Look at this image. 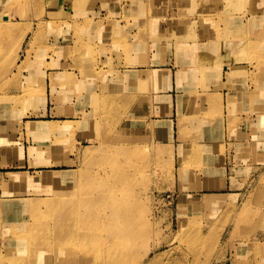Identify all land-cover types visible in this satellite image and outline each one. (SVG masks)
Wrapping results in <instances>:
<instances>
[{"label": "rangeland", "instance_id": "374dc122", "mask_svg": "<svg viewBox=\"0 0 264 264\" xmlns=\"http://www.w3.org/2000/svg\"><path fill=\"white\" fill-rule=\"evenodd\" d=\"M184 43H197L201 60L216 65L223 86L210 88L232 95L227 104L214 98L224 132L213 137L230 145L212 149L208 178L180 177L207 172L180 161L179 149L192 148L176 124V99L186 93L177 75L191 65ZM213 43L217 58L207 51ZM235 62L249 67L236 68L229 87ZM133 67L145 79L134 91ZM149 68L167 72L168 85L150 91L146 111L135 113L133 95L147 88ZM261 76L264 0H0V152L12 165L4 172L66 179L0 184V264H27L24 252L36 264H58L61 245L81 253L95 247L104 264H264ZM160 97L171 111H157ZM73 103L78 112L69 110ZM29 121L54 123L33 136ZM159 121L171 135L152 132ZM84 122L91 131L73 129ZM57 129L66 132L45 131ZM17 156L27 164H15ZM51 157L59 163L47 166ZM71 209L79 234L59 243L50 214Z\"/></svg>", "mask_w": 264, "mask_h": 264}, {"label": "crops", "instance_id": "0c3cea01", "mask_svg": "<svg viewBox=\"0 0 264 264\" xmlns=\"http://www.w3.org/2000/svg\"><path fill=\"white\" fill-rule=\"evenodd\" d=\"M185 32V31H184ZM187 33V32H186ZM132 42H135L134 39H132ZM184 42V41H183ZM185 45H188L187 48H191V49H196L197 47V43L196 44H187L184 43ZM183 45V46H185ZM214 43L212 44V46L210 45L207 48V51H209L211 54L212 52L210 51L211 48H213ZM133 48H135L133 46ZM198 49V48H197ZM192 50H188L185 51L184 56L187 58L189 57L190 59H187L186 63H189L191 65H189V67L187 68H183L181 69V71L178 73L177 75V81L178 84H182L183 86V90L186 91V95L182 94V97H179L176 99V111H177V119H176V124H177V132H178V136H181L180 142L184 145V143L187 144H191L192 148H190V150L188 151L186 148H180L179 149V153L181 154V159L180 161L183 163V167L187 164V162L189 163L190 167H192L194 164H196L197 166H199L200 168L205 169V173L203 174H199L196 176H193L189 173H180V177H204V178H208V177H213L212 175V169H215L214 166L208 164V161L210 160H215L212 158V149L216 146H224L227 148L230 143L228 140V137H224L223 136V140L218 141V139L215 140V137H213V132H221V130L223 131V128H221L220 122L218 121V118L213 117L214 114L212 110L216 109L217 106L215 105L217 103V100L214 98L217 97H221L223 98V104H227V101L225 100V98H229L231 95V92L228 90H213L212 88H210L212 85L214 86H223V83H221L220 78H219V73L213 71L212 69L214 67H216L215 64H212L211 67H208V63L206 60L205 61V70L203 73H199L194 71V67L196 64V59L193 57L191 58ZM231 52V51H229ZM210 53L208 54V56H211ZM213 57H215L214 53L212 54ZM217 58V57H215ZM184 62V61H183ZM231 72L229 73L230 78L229 81L235 79V74L233 73V71L236 68H245L246 69L249 66H246L245 63H234L233 65H231ZM233 70V71H232ZM145 71V70H144ZM148 71V75L149 76V81L147 82V88L143 90V93L141 95H137V91L136 93L133 95V100H132V110L135 106V113H144L146 111L145 108H147L148 106V98L150 97V91L152 90H156L159 87H163L165 88V86L167 87L168 85V73L164 72V70L162 69H147ZM132 75L131 76H127L130 77L132 80L135 76V83L134 81H132V88L133 91L135 90V86L136 84H139V87L141 86V84H144L143 81H145V79H143L142 77L140 78V75L136 74L138 72L135 73V67L132 68L131 70ZM262 79H264V77H260V82L262 84ZM230 83V84H229ZM228 83L229 87H235L234 83L232 81H230ZM172 86V85H171ZM262 86V85H261ZM231 90V89H230ZM236 89H232L231 91L234 92ZM243 91V90H241ZM251 93V90L249 91ZM253 92V91H252ZM84 95L86 96L87 93L85 91ZM138 97H141L140 99H143L142 101V105L139 106L138 103L140 102V99H138ZM198 97H203L206 98L205 100L202 101V104L200 106H198L199 101H197ZM218 99V98H217ZM200 104V103H199ZM155 106L157 108L158 112H167L168 110L171 111V103H169V101L166 98L160 97L158 99H156L155 101ZM52 112H55V107H51ZM55 110V111H54ZM69 110L73 113L78 112L79 109L76 107V103H73V106H69ZM49 111V110H48ZM225 119V118H224ZM141 122H147L146 120H139ZM138 120L135 119V122H139ZM215 121L217 123H215ZM51 122V121H50ZM66 122H70L73 123L72 120L66 121ZM75 122H78L75 120ZM54 123V122H53ZM57 123V122H55ZM65 123V122H63ZM191 123V126L189 125ZM224 123V120H223ZM225 124V123H224ZM71 127H73L72 125H70ZM225 126V125H224ZM170 125L168 126L167 123H164L163 121H159V122H155L152 126H150V129L152 130V132L154 131L156 133L157 136L159 137H165V136H169L172 134ZM73 129L76 131L77 130H81L83 129L84 131H91V125L84 122L83 125L81 126V123L78 124H74ZM90 129V130H89ZM70 127L68 132H70ZM66 131L63 132H57L55 134H53V136H61V133H64ZM136 132H139L135 129V134ZM224 132V131H223ZM149 135V133H147ZM190 135V138H189ZM219 135V134H218ZM225 135V134H224ZM92 136V135H90ZM184 138H186L185 140H183ZM223 141V142H222ZM227 150V149H226ZM16 153L18 152V155H20L22 153V149H16L15 150ZM29 151V150H28ZM228 152V150H227ZM29 155V152H27ZM228 155V153H227ZM186 156V157H185ZM23 157V156H22ZM20 158V156H17L18 160H14L15 164H19L21 166H25L27 164V160L23 157ZM29 157L31 158L32 161V157L29 155ZM6 160V161H5ZM225 161L227 160L224 159ZM10 161V159L4 158L3 157V153L0 152V184H4L6 186H8L9 188L12 187H19V182L15 181L12 182L11 180V176L14 174H21L24 175L26 178H28L30 180L31 176H28L26 172L24 171H13V172H4V170L6 169V166H9V168H12L11 164H6ZM45 162H50V163H59L57 161V159H55L54 157H51L47 160H45ZM33 162H31L32 164ZM185 163V164H184ZM37 164L33 163V166H36ZM57 164H53V165H47V166H54ZM43 166V165H42ZM21 169V168H20ZM53 172V170L48 169V170H43L42 172ZM55 171V170H54ZM9 175V177L7 176ZM219 177H222L220 175H218ZM16 183H18L19 185H17ZM17 187V188H18ZM20 189V188H19Z\"/></svg>", "mask_w": 264, "mask_h": 264}, {"label": "bare ground", "instance_id": "6f19581e", "mask_svg": "<svg viewBox=\"0 0 264 264\" xmlns=\"http://www.w3.org/2000/svg\"><path fill=\"white\" fill-rule=\"evenodd\" d=\"M184 51H188V50H192L191 53L193 56H191V58H195L196 59V64L194 67V71L199 72V73H203L205 70V63L201 60L200 56H201V51L197 50V49H191V48H187L185 46H182ZM238 69H235L233 71V73L238 72ZM228 77L230 78V75H228ZM263 91H264V86H263ZM29 124L26 127V131L28 135H33L36 136L38 133H42L43 129L39 128V127H43L46 125H50V121H46V122H36V121H29ZM66 123V122H65ZM68 123V122H67ZM43 126H38V125H42ZM48 133H57V132H63L61 130H45ZM29 155L31 157H34L35 154V150L33 148L29 149ZM47 165H53V164H58V163H46ZM33 165V163L31 164ZM54 171V170H53ZM56 171V170H55ZM44 173H48L46 171H44ZM11 180L12 182L18 181V182H24L26 183L28 186H40L41 184H46V183H60V182H64L66 179L63 178L62 176H53V175H40L37 179H28L26 178L24 175L21 174H14L11 176ZM186 185L191 186V183H186ZM75 211L76 210H68L66 212H52L50 214V219H52L53 224L56 228V230L54 228L51 229V234L57 236L56 240L59 243H64L65 241H67L70 238H75V236H78L77 234H79V227L74 226V224L71 222L72 219L75 218ZM115 218L118 219L119 217V213H116ZM28 232V231H27ZM46 234V233H45ZM44 234V235H45ZM35 245L37 241L32 242ZM31 243V245L33 246V244ZM42 244L43 247H50L49 243L44 241L42 239V241H40V245ZM58 244V243H57ZM57 249V247H56ZM59 250V262L58 264H104L103 261L100 260L99 258V254L96 251V248L93 247V249L90 248H85L82 251V253L80 251L77 252L76 248H73L72 246H65V245H61V248L58 249ZM114 249L111 248L110 251H113ZM22 258L25 259V262L27 264H36V262L33 261L31 255L28 252H24V254L22 255ZM113 264V262L111 263Z\"/></svg>", "mask_w": 264, "mask_h": 264}]
</instances>
